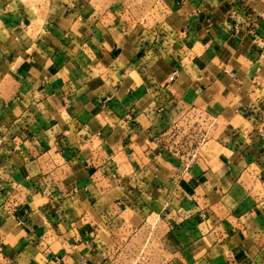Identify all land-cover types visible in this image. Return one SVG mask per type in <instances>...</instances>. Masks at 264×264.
<instances>
[{
	"label": "crops",
	"instance_id": "crops-1",
	"mask_svg": "<svg viewBox=\"0 0 264 264\" xmlns=\"http://www.w3.org/2000/svg\"><path fill=\"white\" fill-rule=\"evenodd\" d=\"M0 174V264H264V0H0Z\"/></svg>",
	"mask_w": 264,
	"mask_h": 264
},
{
	"label": "built area",
	"instance_id": "built-area-1",
	"mask_svg": "<svg viewBox=\"0 0 264 264\" xmlns=\"http://www.w3.org/2000/svg\"><path fill=\"white\" fill-rule=\"evenodd\" d=\"M254 14H255V12H254ZM256 15L258 16L259 14L258 13H256ZM249 17H251V15H249ZM241 25H242V23L241 22H239L238 20H236V23H235V26L233 27L234 28V31L235 32H238V31H240V29H241ZM178 75H179V70L178 69H175L172 73H171V75H170V77H169V81H174L177 77H178ZM108 99L106 98V99H101V102L102 103H104V101H107ZM189 125L191 126L190 127V131H189V133L192 135V136H190V139H194V135H195V137H196V133L197 132H195V129L196 130H198L200 127H202L204 124H202L201 122H199V121H190V123H189ZM213 126H214V121H212V120H210V122H209V124H208V126L206 127V128H201L202 129V134L200 135V137H199V141L200 140H205L206 138H207V135L209 134V132H210V130H213ZM182 144L184 143V140H182V142H181ZM2 178V175L0 174V179ZM21 223H24L23 221H21ZM54 264H62L61 263V261L60 260H56L55 261V263Z\"/></svg>",
	"mask_w": 264,
	"mask_h": 264
},
{
	"label": "rangeland",
	"instance_id": "rangeland-1",
	"mask_svg": "<svg viewBox=\"0 0 264 264\" xmlns=\"http://www.w3.org/2000/svg\"><path fill=\"white\" fill-rule=\"evenodd\" d=\"M182 133V132H181ZM178 134V133H177ZM192 134V133H191Z\"/></svg>",
	"mask_w": 264,
	"mask_h": 264
}]
</instances>
